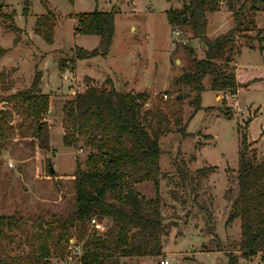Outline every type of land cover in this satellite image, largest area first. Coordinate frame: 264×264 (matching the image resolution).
<instances>
[{"label": "rangeland", "instance_id": "rangeland-1", "mask_svg": "<svg viewBox=\"0 0 264 264\" xmlns=\"http://www.w3.org/2000/svg\"><path fill=\"white\" fill-rule=\"evenodd\" d=\"M27 1L29 5L25 4ZM188 1L174 0L171 5L167 0H0V109H9L3 99L29 87L37 71L42 76V92L50 96L49 112L44 117L50 146L43 148L42 141L30 136L29 129L21 128L23 119L17 114L12 121L15 136L8 145L0 146L2 215L23 217L31 229L34 221L36 225L39 222L46 225L55 215L73 211L76 194L73 175L79 164L83 170L90 167L88 149L69 147L63 142V106L77 93L94 85L106 88L113 85L124 93L146 91L150 95L148 107L162 99L174 100L181 94L184 120L189 123L187 131L193 135L184 137L173 130L160 139L164 183H160L159 191L163 215L173 225L171 232L164 237L161 256L120 257V264H162L167 260L169 264H228V253L234 252L241 237V226L235 221L227 222L238 192L235 181L240 156L238 125L245 128L250 119L249 135L256 136L255 147L264 152V93L257 87L261 82L251 66L254 56L243 46L236 69L249 88L236 96L221 92L219 98L215 91H210L208 77L204 81L207 89L202 92V105L207 109L195 111L192 103L197 93L185 84L183 75L189 71L192 60L187 48L203 57V44L194 37L189 24L172 27L167 17L168 10L183 9ZM96 10L117 12L114 42L106 57L98 55L78 61L75 58L78 47L93 51L100 45L98 35L78 32L81 15ZM216 12L223 16L209 14L210 38L232 27L235 21L228 7H219ZM256 19L257 25L264 28V12L258 13ZM177 27L182 33L176 42L173 30ZM247 34L258 37L256 30L250 29ZM242 42L260 48L264 45L258 40L242 39ZM67 61L74 80L63 78ZM234 101L244 111H239L232 104ZM51 165L55 167L54 173L50 172ZM178 165L189 169L194 183L189 179L182 183ZM199 170L211 175L204 178ZM141 184L137 191L142 196L147 199L158 196L153 181ZM102 224L111 225L109 220ZM74 242V238L70 240V244ZM79 259L71 251L64 259L52 257L51 261L81 264ZM236 264H264V259L259 255L251 259L239 257Z\"/></svg>", "mask_w": 264, "mask_h": 264}, {"label": "trees", "instance_id": "trees-1", "mask_svg": "<svg viewBox=\"0 0 264 264\" xmlns=\"http://www.w3.org/2000/svg\"><path fill=\"white\" fill-rule=\"evenodd\" d=\"M220 1L189 0L185 8L167 11L172 27L189 24L194 37L203 44V57L187 48L192 60L189 71L183 75L185 84L197 93L192 103L195 111L204 108L202 92L207 89L204 81L208 77L210 90L236 96L242 87L234 64L245 45L241 40L264 42V28L259 29L255 19L264 10V0H224L225 7L233 11L235 26L215 38L208 37L207 14L219 7L222 9ZM116 13L96 10L81 15L78 32L98 35L101 42L93 51L78 47L75 58L89 60L109 54L114 42ZM42 19L43 16L39 22ZM250 29L256 30L258 37L249 36ZM247 45L255 48L253 43ZM34 76L25 90L3 99L9 109H0V146L8 145L16 134L12 124L15 114L23 119L21 128L29 129L30 136L42 141L43 148L50 146L49 128L44 120L49 112L50 96L41 90L40 72ZM149 98L146 91L124 93L113 85L111 88L94 85L65 102L63 142L69 147L90 151L89 169L83 170L79 164L73 175L76 193L73 211L64 216L55 215L46 225L40 222L36 225L34 221L31 229L23 217L0 213V264H53L52 257L64 259L78 245L82 247L81 264H120V257L163 254L164 237L173 225L163 215L159 191L160 139L173 130L184 137L193 133L187 131L189 123L184 120L183 95L145 107ZM249 124L250 119L245 128L238 125L240 156L235 171L238 192L227 222L233 224L240 218L242 225L237 248L228 253V264H236L239 257L251 259L259 255L264 259V156L258 154L250 140ZM177 167L183 184L188 179L194 183L188 168ZM198 172L204 178L211 175L204 173L205 170ZM147 181L155 183L158 191L155 199H147L137 191L136 184ZM94 218L100 224L109 220L111 225L103 224L105 229L101 230L92 225ZM73 238L75 242L70 244Z\"/></svg>", "mask_w": 264, "mask_h": 264}, {"label": "crops", "instance_id": "crops-1", "mask_svg": "<svg viewBox=\"0 0 264 264\" xmlns=\"http://www.w3.org/2000/svg\"><path fill=\"white\" fill-rule=\"evenodd\" d=\"M168 1V0H167ZM171 5H174L173 3H174V0H170V1H168ZM109 11V10H108ZM264 12V10H261V12H258V13H263ZM221 13H226V12H221ZM257 13V14H258ZM209 14L211 15V14H213V15H215V14H218V15H220V16H223V15H221L219 12H210V13H208V15H207V17H208V20H209ZM256 14V15H257ZM225 17V16H224ZM231 18V17H230ZM255 19H256V17H255ZM209 22H210V20H209ZM209 26V25H208ZM235 26V21L233 20V26L232 27H228V29L227 30H223L222 32H218V35L217 36H219V35H221V34H223V33H225V32H227L229 29H231V28H233ZM258 26V25H257ZM259 27V26H258ZM259 28H262V27H259ZM209 36H211V35H209ZM217 36H215V37H217ZM214 37V38H215ZM241 42H242V40H241ZM243 43V42H242ZM264 44V43H263ZM243 46H246V48L247 49H249V51H251V53L253 54L252 56H254V59H255V62L251 65V66H253V70L254 71H256V75L259 77V79H260V84H258L257 85V87L260 89V91L261 92H263L264 93V45H262V48H260V47H257V45L255 44V48H250L247 44H245V45H243ZM85 48V47H84ZM241 50H242V48H241ZM240 54V53H239ZM239 54H237L236 55V58H235V62H234V64H235V70H236V76H237V81H238V83L239 84H241L242 85V87H240L239 88V90H238V93L237 94H239V93H241L243 90H246L247 88H249V85H248V83L247 82H244L243 81V79H241V76H240V74L238 73V70L236 69L237 68V65H236V61H237V57H238V55ZM78 61H83V60H78ZM210 91H212V90H210ZM213 91H215L216 93H217V95H218V97L220 98V91H217V90H213ZM45 92V91H44ZM203 109H207V107H205L204 105H203ZM211 109V108H210ZM249 137H250V140L251 141H253L254 142V147H255V143H256V141H258V139H256V136H254V137H252L251 135H249ZM253 138V139H252ZM255 138V139H254ZM256 148V147H255ZM257 149V148H256ZM257 151H258V149H257ZM259 152V154L262 156V154L264 155V152H260V151H258ZM238 167V166H237ZM237 167H235V168H237ZM162 182H161V185H163V183H164V180H161ZM140 185H143V184H141V183H137L136 184V188H138V190H139V187H140ZM235 223H237L238 225H239V227L242 225V223H241V220H240V218H237L236 220H235ZM241 230V229H240ZM128 258H130V257H128ZM131 258H133V257H131Z\"/></svg>", "mask_w": 264, "mask_h": 264}, {"label": "built area", "instance_id": "built-area-1", "mask_svg": "<svg viewBox=\"0 0 264 264\" xmlns=\"http://www.w3.org/2000/svg\"><path fill=\"white\" fill-rule=\"evenodd\" d=\"M220 3H221V6H223V7H225L226 6V3H225V1L224 0H221L220 1ZM181 33H182V31H181V28L180 27H177V29H175V30H173V34H174V38L176 39V42L178 41V40H180V36H181ZM71 64H70V61H67L66 62V64H65V66H64V69H63V72H62V75H63V78L65 79V80H70L71 78H73V80H74V75H73V71H72V69L70 68L71 66H70ZM75 94H76V92H75ZM164 96L166 97V98H168V94L167 93H165L164 94ZM239 111H244V109L239 105V104H237L236 103V101H234V103H232ZM148 106H150V103L147 101L146 103H145V107H148ZM91 223H92V225L93 226H96V227H99L101 230H104L105 229V226L103 225V224H100L98 221H97V219H92V221H91ZM72 249V252H74L77 256H79V258H80V256H81V254H82V247L81 246H76V247H74V248H71ZM162 264H169V262H168V260L167 261H163L162 262Z\"/></svg>", "mask_w": 264, "mask_h": 264}, {"label": "water", "instance_id": "water-1", "mask_svg": "<svg viewBox=\"0 0 264 264\" xmlns=\"http://www.w3.org/2000/svg\"><path fill=\"white\" fill-rule=\"evenodd\" d=\"M25 4H26V5H29V2L27 1ZM0 6H2V5H0ZM185 20H186V17L184 16V17H183V21H185ZM50 172H52V173L55 172V167H54L53 165H51V167H50Z\"/></svg>", "mask_w": 264, "mask_h": 264}]
</instances>
